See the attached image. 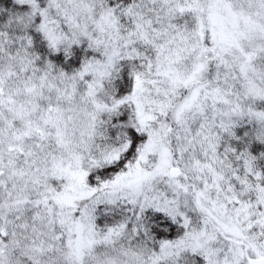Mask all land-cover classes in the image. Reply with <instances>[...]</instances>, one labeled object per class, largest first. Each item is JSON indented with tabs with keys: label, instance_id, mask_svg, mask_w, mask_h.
<instances>
[{
	"label": "snow or ice",
	"instance_id": "obj_1",
	"mask_svg": "<svg viewBox=\"0 0 264 264\" xmlns=\"http://www.w3.org/2000/svg\"><path fill=\"white\" fill-rule=\"evenodd\" d=\"M0 264H264V0H0Z\"/></svg>",
	"mask_w": 264,
	"mask_h": 264
}]
</instances>
